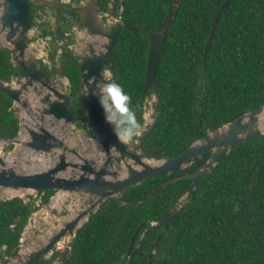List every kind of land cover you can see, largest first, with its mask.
<instances>
[{"label":"trees","instance_id":"obj_1","mask_svg":"<svg viewBox=\"0 0 264 264\" xmlns=\"http://www.w3.org/2000/svg\"><path fill=\"white\" fill-rule=\"evenodd\" d=\"M174 1L120 0L132 29L121 27L111 69L132 96L143 126L149 32L165 21ZM225 1L181 0L158 69V112L143 145L145 156H175L207 131L264 105V0L231 1L204 61L216 13ZM10 67L9 55L0 51V77L9 79ZM78 92L75 86L82 105ZM19 122L12 98L0 90V139L16 137ZM168 179L147 180L101 204L78 230L69 264H264V139L235 146L167 226L152 223L179 202L190 180L137 205L123 202L138 201ZM35 210L23 197L0 199V259L19 251ZM57 254L39 264H53Z\"/></svg>","mask_w":264,"mask_h":264},{"label":"water","instance_id":"obj_2","mask_svg":"<svg viewBox=\"0 0 264 264\" xmlns=\"http://www.w3.org/2000/svg\"><path fill=\"white\" fill-rule=\"evenodd\" d=\"M29 1L41 5L52 4L51 0H0V26H2L0 28V49L8 47L12 51L23 80L21 84L15 85L0 79V90L10 96L15 105L24 108V111L20 113V118L23 121L24 116L26 117L29 114L27 118L29 120L25 121L24 124L21 123L18 135L7 140L19 146H24L30 152V155H33L26 162L28 166L39 164H45V166L43 168L36 167L34 171L27 172L16 160L14 165L10 164L11 158L5 157L3 150L0 149V188L15 191V193L21 190H31L43 194L51 190H57V193H65L64 197H66L64 202L62 200L63 204L58 205L59 210L66 208V203L69 200H76L72 199L73 192L81 193L85 194L90 207H87L86 204L76 207V205L70 203L65 213L68 211L71 213L74 210L76 212L74 218L63 221V225L55 228L43 244H36L32 240L23 239L19 251L6 264H38L65 240L68 241L69 251L78 230L107 199L118 197L147 180L166 177L183 171L208 157L198 169L166 180L138 201H124L125 203L137 205L178 181L190 180L191 183L185 196L160 221L152 223V226H167L179 212L181 206L192 198L200 182L216 168L219 162L235 146L257 139H264V105H262L240 115L214 131H207L175 156L161 159L145 156L143 145L154 127L158 112L159 103L156 94L158 69L167 33L174 22L181 0H175L165 21L155 30L149 32L150 50L142 95L145 101L146 97L149 96L148 93L153 92L150 95L156 97L155 113L153 122L142 131L134 150L129 151L126 145L117 140L112 126L105 121L98 98L85 94L84 91V86L89 84V81H91V84H89L91 88L97 81L103 84L107 80L102 73V69L104 65L108 68L107 61L119 40V26L115 20L112 21L113 27L110 29L112 33L108 34L111 41L107 45L106 54L102 58L101 56L80 57L84 74L82 91L86 107L85 112L76 114L73 110L70 95L67 93L65 95L59 94V92L54 91V98L46 95L42 99L46 109L41 108L38 110L40 119H37L33 116L34 114L31 112L33 109L29 104L34 102L32 99L40 94V90L36 89L37 83L45 84L49 80H43L46 75L37 62L34 60L29 62V71L28 67L24 65L25 59H22L24 50L32 43V20ZM112 1L114 4L116 0ZM231 1L226 0L216 13L212 32L204 50V61L214 40L220 16ZM82 2L84 3L83 6L76 9L89 15L84 24L92 27L99 19L102 20L99 0H82ZM127 28L129 27L127 26ZM56 31L62 36L57 26ZM21 49L22 51L17 55L18 50ZM50 86L51 83H48L46 88ZM53 118H57L58 121L52 120ZM77 120L88 125L87 131H90L89 138L92 139L89 145L84 143V146H82L73 142V144H76L74 146L69 141L70 137H67L71 135ZM46 122L51 126L48 127L45 124ZM58 122L66 128L65 131L56 132L54 130L53 126L58 125ZM5 140L1 139L0 142L3 143ZM78 145L82 147L80 148ZM92 145L94 147L90 151L89 148ZM85 146L86 148L83 150ZM100 154L102 156L98 158ZM59 196L60 194H58ZM15 197L22 196L13 195L8 199ZM55 199V196L50 198L48 203L54 204ZM53 212L57 215L60 213L57 209H53ZM62 260L63 252L60 253L58 262ZM68 260L67 258L63 264H67Z\"/></svg>","mask_w":264,"mask_h":264},{"label":"flooded vegetation","instance_id":"obj_3","mask_svg":"<svg viewBox=\"0 0 264 264\" xmlns=\"http://www.w3.org/2000/svg\"><path fill=\"white\" fill-rule=\"evenodd\" d=\"M51 2L52 4L41 5L29 1V8L32 20V43L29 45L28 48L24 50V57L22 59H25L24 65L28 67L29 71V62L33 60L37 62L45 72L46 77H44L43 80H49V82H45V84L37 83L36 89L40 90V94L35 96L34 99H32L34 102H31L29 106L32 107V112L34 115H39V109H46V107L42 103V99L46 95H49L50 98H54V91H57L59 92V94H69L73 103L74 112L76 114H82L85 112L86 107L82 91V82L84 81V74L81 68L80 57L101 56L102 58L106 54L107 45L111 41V37L108 34L112 33V31L110 30L113 27L112 21L115 20V22L119 26V36L121 33V27L127 28L128 25L124 20L122 14V7L120 8V5H122L120 0H116L114 4L112 0H99L100 17L103 21L99 19L96 23L92 25V27H90L89 25L86 26L84 24L85 19H87L89 15L83 14L82 12L76 9L77 7L83 6L84 3L82 2V0H51ZM56 26L62 36L56 31ZM0 28H2V26H0ZM128 29L132 28L129 27ZM0 51L6 52L9 55V61L11 66L8 69L10 78L4 79L0 77V79H2L4 82H8L15 85L21 84L23 80L16 66L12 51L8 47H3L2 49H0ZM21 51L22 49L20 51L18 50L17 55L20 54ZM111 55L107 61L108 68L104 65L102 73L105 75L107 80L116 81L115 74L111 69ZM48 83H51V86L49 88H46V85ZM75 86L78 87V95L79 97H81L82 105L77 103V96L74 94ZM14 104L15 103L13 100V106L15 108ZM80 107H83V109L80 110ZM52 120L58 121L57 118H53ZM45 124L48 127L51 126V124H49L48 122H46ZM87 126L88 125L86 123H83L78 120L75 121V128L73 129L71 135L67 136L70 137L72 144L73 142H75L83 146L82 143H90L92 141V139L89 138L90 131H87ZM53 128L57 132L61 130L65 131L66 129L62 127V124L60 122H58V125L53 126ZM73 145L76 146V144ZM93 147L94 145H92L89 150L91 151ZM204 159L206 161L208 157ZM205 161H203L202 159L197 162L200 163L199 167ZM199 167H197L196 169H198ZM194 170L185 172V174L191 173ZM181 174L184 173L180 171L178 173H174L166 177L171 178ZM49 192L51 193L50 198H53L57 193V190H51L46 192L45 194L41 192L42 201H45L44 198ZM74 194H77V196H74ZM72 197V199L76 200H69L68 203H66L67 207L70 206V203L76 205V207H80L82 204H86L87 207H90L85 194L81 196L80 193L73 192ZM80 201L81 203L78 204L77 202ZM67 207L60 210V213L58 215L53 212V210L51 211L52 217L55 218V222H53V224L60 226L63 225V221H67L68 219L75 217L76 212L74 210H72L71 213L69 211L65 213ZM89 218L87 219V221L89 220ZM70 248L72 249V246ZM71 249L68 251V243H65L62 246L57 245V247H55L52 251L51 255L47 256V258L45 259H50L55 254V252H58L53 264H63L67 258L69 259L67 264H69ZM62 252L63 260L61 262H58L60 253ZM7 258L9 260L11 259V257L9 258L6 256L0 261V264H2L3 261H5ZM6 263H8V261Z\"/></svg>","mask_w":264,"mask_h":264},{"label":"rangeland","instance_id":"obj_4","mask_svg":"<svg viewBox=\"0 0 264 264\" xmlns=\"http://www.w3.org/2000/svg\"><path fill=\"white\" fill-rule=\"evenodd\" d=\"M155 103H156V97L154 95L147 96L145 101L143 102V110H144L143 118L145 122L143 129H146L153 122V117L155 113ZM14 109L17 117H19V120L21 121L19 122V127H21V123L24 124L25 121L29 120L27 119L29 117V114L26 117L24 116V121H23V119L20 118V113L24 111L23 110L24 108L15 105ZM33 116L37 117V119H40L39 115L35 114ZM70 142L72 141L70 140ZM84 143L86 144V142ZM84 143H82L83 146ZM89 144L90 143L88 142L87 145ZM84 148H86V146L83 147V150ZM0 149L1 151L3 150V154L5 157L11 158L10 164L14 165L16 160L19 162V164H21L23 169L27 172L34 171L36 167L43 168V166H45V164L28 166L26 162L30 160V157L33 155H30V152L24 146H19L17 144L11 143V141H8L7 139L3 143L0 142ZM101 156L102 155L100 154L98 158H101ZM58 194H60L59 197ZM13 195L22 196L27 202H32L33 205L36 207V210L32 213L29 222L25 228L24 234L22 236V240L23 239L29 241L32 240L36 244H43V242L50 236V234L53 233L55 228L58 227L56 224H53V222H55V218L52 217L51 211L53 209H58V205L60 206V204L61 205L63 204L64 200H66V197H64L65 193H60V192L56 193L55 194L56 199L54 200V204H51L42 201L41 192H35L31 190H21L18 193H15V191L12 192L10 190L0 188V199H8L10 197H13ZM80 195L82 196L83 194L80 193ZM74 196H77V194H74ZM77 203L80 204L81 201ZM67 242H68L67 240L62 241L59 244V246H62ZM26 251L28 250L26 249ZM51 253L48 256H50Z\"/></svg>","mask_w":264,"mask_h":264},{"label":"clouds","instance_id":"obj_5","mask_svg":"<svg viewBox=\"0 0 264 264\" xmlns=\"http://www.w3.org/2000/svg\"><path fill=\"white\" fill-rule=\"evenodd\" d=\"M89 84H91V81H89ZM89 84L84 86L85 94L98 98L99 104L103 109L105 121L112 126L117 140L126 145L129 151L134 150L138 143V138L144 129L138 120L136 110L132 106V96L120 83L114 80H106L103 84L97 81L91 88ZM115 198L119 199L120 195ZM124 201L125 199H123ZM234 210H238V207ZM10 260L7 258L6 262ZM6 262L2 264H6Z\"/></svg>","mask_w":264,"mask_h":264}]
</instances>
